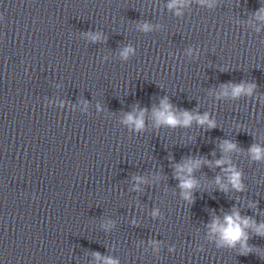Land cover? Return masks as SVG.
Masks as SVG:
<instances>
[{
  "label": "clouds",
  "instance_id": "clouds-1",
  "mask_svg": "<svg viewBox=\"0 0 264 264\" xmlns=\"http://www.w3.org/2000/svg\"><path fill=\"white\" fill-rule=\"evenodd\" d=\"M171 7V5H170ZM147 28V26H145V29ZM130 51V49H126L124 52V55H127V52ZM242 89L237 87L234 89V95L235 94H239V92ZM163 107V111H159L156 113V116L158 118L159 121H163L165 123H167L170 126H176L179 121L175 118V116L169 111L170 109V105H168L166 102H164L162 104ZM185 119H184V125H188V123L190 122V120L192 119L191 115L187 112L184 113ZM206 119V117L204 118ZM204 119H202L200 122L203 123ZM128 121L129 122H134L136 127L139 129L141 127H143V120H142V114H141V118L140 119H135L133 116L129 115L128 116ZM229 147H232V145H229ZM254 152L257 153V155L259 154L260 150L259 149H254ZM189 171H191V169H189ZM238 175L239 174H235L232 177L233 183L234 185L239 188V183H238ZM193 186V182L191 180L186 181L182 184V187L184 188H191ZM226 222H227V227L221 229L223 232V236L226 240H228L229 242H234L236 240H238L242 235V229L239 225V223L235 222L233 220V217H226ZM237 220L239 219V217L237 216L236 218ZM245 224H247V221H244ZM109 264H112V262H109Z\"/></svg>",
  "mask_w": 264,
  "mask_h": 264
}]
</instances>
